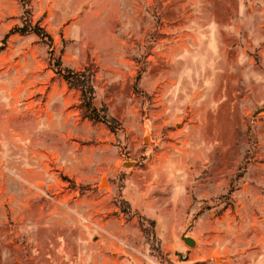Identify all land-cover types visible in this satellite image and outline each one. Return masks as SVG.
I'll list each match as a JSON object with an SVG mask.
<instances>
[{"label": "rangeland", "instance_id": "374dc122", "mask_svg": "<svg viewBox=\"0 0 264 264\" xmlns=\"http://www.w3.org/2000/svg\"><path fill=\"white\" fill-rule=\"evenodd\" d=\"M263 253L264 0H0V264Z\"/></svg>", "mask_w": 264, "mask_h": 264}, {"label": "trees", "instance_id": "16d2710c", "mask_svg": "<svg viewBox=\"0 0 264 264\" xmlns=\"http://www.w3.org/2000/svg\"><path fill=\"white\" fill-rule=\"evenodd\" d=\"M29 27L30 26H28L27 28H23L21 31L30 32ZM31 31H33L37 36H45V32L39 27H35ZM59 73H62V71H59ZM64 77L67 82H69L71 87L82 90L83 101L86 103V106L90 111L91 119L101 121L107 124L113 130H117L120 128V124L118 123V121L114 118H111L105 108L98 110L97 108L93 107L95 91L90 77L70 70H68L67 72L64 71ZM150 224L154 225V222H151Z\"/></svg>", "mask_w": 264, "mask_h": 264}, {"label": "crops", "instance_id": "0c3cea01", "mask_svg": "<svg viewBox=\"0 0 264 264\" xmlns=\"http://www.w3.org/2000/svg\"><path fill=\"white\" fill-rule=\"evenodd\" d=\"M249 264H264V253L260 255V257L256 261H254L253 263H249Z\"/></svg>", "mask_w": 264, "mask_h": 264}, {"label": "water", "instance_id": "95a60500", "mask_svg": "<svg viewBox=\"0 0 264 264\" xmlns=\"http://www.w3.org/2000/svg\"><path fill=\"white\" fill-rule=\"evenodd\" d=\"M186 242L188 243V244H191V245H193L194 243L193 242H191L190 240H186Z\"/></svg>", "mask_w": 264, "mask_h": 264}]
</instances>
